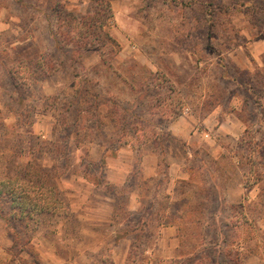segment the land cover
<instances>
[{"label": "rangeland", "instance_id": "rangeland-1", "mask_svg": "<svg viewBox=\"0 0 264 264\" xmlns=\"http://www.w3.org/2000/svg\"><path fill=\"white\" fill-rule=\"evenodd\" d=\"M108 1L110 48L99 0H0V178L66 207L0 199V264H264V0Z\"/></svg>", "mask_w": 264, "mask_h": 264}, {"label": "trees", "instance_id": "trees-1", "mask_svg": "<svg viewBox=\"0 0 264 264\" xmlns=\"http://www.w3.org/2000/svg\"><path fill=\"white\" fill-rule=\"evenodd\" d=\"M103 5L101 35L105 39L106 48L109 44L119 45L113 36L105 29L108 20L113 18L110 1L99 0ZM101 8V9H102ZM264 9V7L262 8ZM99 13V11H97ZM98 17L91 14L74 13L67 21L65 33L71 42L78 45H90L95 34V22ZM104 20H107L104 24ZM105 30V31H104ZM107 183H109L107 181ZM0 199L12 204L17 217L22 220L27 217L35 218L42 215H62L66 212L64 201L60 197V190L55 181L44 179L27 180L26 177L0 178ZM172 260H162L160 264H172Z\"/></svg>", "mask_w": 264, "mask_h": 264}, {"label": "crops", "instance_id": "crops-1", "mask_svg": "<svg viewBox=\"0 0 264 264\" xmlns=\"http://www.w3.org/2000/svg\"><path fill=\"white\" fill-rule=\"evenodd\" d=\"M246 35H248V34L246 33ZM262 37H264V36H262ZM238 48L241 51L243 49H245V48H250V49H252L254 51L258 50L259 51L258 53H261V52L264 51V38L259 39V38H256L255 35H254V36H252V38H248V40H245L244 45L240 44L238 46ZM254 55L256 56V54H254ZM174 133L176 134V132H174ZM178 135H182V134H178ZM147 154L148 155H146L145 158L146 159H150V164L146 165V174H144V177L146 179H149V178L152 179L153 177H155L158 174L157 168H158V164H159V162H158L159 159H158V155H155L153 152H148ZM118 160H120V158ZM120 167H121L120 165L118 167H116V169H115L116 170V175H117V173H118V175H121V172L118 171V170H121ZM111 172H114V171H108L107 172V174H108L107 179L109 180V182L111 181L113 183L121 184L124 179L122 180V178H120L119 179L120 181H118V182L112 180V175L110 174ZM178 177L188 178L189 176L188 175H184V176H178Z\"/></svg>", "mask_w": 264, "mask_h": 264}]
</instances>
